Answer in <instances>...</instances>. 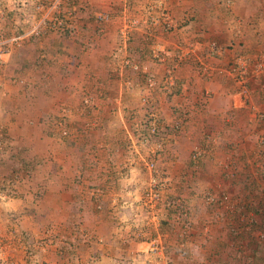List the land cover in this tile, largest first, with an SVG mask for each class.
<instances>
[{
    "label": "rangeland",
    "instance_id": "rangeland-1",
    "mask_svg": "<svg viewBox=\"0 0 264 264\" xmlns=\"http://www.w3.org/2000/svg\"><path fill=\"white\" fill-rule=\"evenodd\" d=\"M157 48L162 62L150 58ZM240 53H264V0H0V264H166L169 235L171 246L195 236L202 245L187 258L168 244L173 264H239L250 242L244 219L264 222L240 215L264 202V98L253 92L257 79L249 98L235 95L229 75ZM131 59L159 84L169 71L172 84L146 87L145 75L122 68ZM219 101L227 113L215 112ZM148 107L163 133L156 142L140 129ZM63 135L83 145L74 158ZM189 152L192 162L205 154L203 168L185 166ZM246 174L261 190L251 191L253 180L242 187ZM140 187L158 202L189 201L156 243L148 240L159 219L137 206Z\"/></svg>",
    "mask_w": 264,
    "mask_h": 264
},
{
    "label": "trees",
    "instance_id": "trees-1",
    "mask_svg": "<svg viewBox=\"0 0 264 264\" xmlns=\"http://www.w3.org/2000/svg\"><path fill=\"white\" fill-rule=\"evenodd\" d=\"M179 27H182V25L181 26H179ZM207 41V40H206ZM205 41V42H206ZM217 43L214 45V49H217ZM203 51L207 54L208 52L206 51V49H204L203 48ZM242 53H245V52H243V50L241 51ZM242 53H240L239 55H243L244 57H246L247 58V56L245 55V54H242ZM211 56H215V51H213L211 54H210ZM264 56V53H260V54H257L254 58H253V60H251L250 61V59H249V61H250V64H253V63H255V62H258V60H259V56ZM12 61H11V63H14V59H15V55H13L12 57ZM150 58L152 59V53H151V55H150ZM152 61H153V59H152ZM130 62V61H129ZM130 63H136V61L134 60V59H131V62ZM24 65V64H23ZM137 65V64H136ZM140 67V66H139ZM122 68L123 69H125L126 71H130L132 74H139V73H142L141 75H145V77H144V79L145 80H147V79H149L148 77L150 76L149 74H147V73H145V72H141V71H139V68H138V72H136V71H132V70H130L129 68H127L125 65L124 66H122ZM259 78H260V80L262 81V82H264V72L262 73V75H260L259 76ZM174 91L177 93L179 90L177 89V83H176V87L174 88ZM255 92H257V93H259L260 94V92L259 91H255ZM260 96L262 97V98H264V89H263V91H262V94H260ZM253 105V104H252ZM254 106V105H253ZM149 108V107H148ZM146 109H147V107H146ZM150 109H151V107L149 108V110H148V114H146L145 116H142V123H141V125H142V128H143V131L144 132H146V130H148L149 129V127H150V125H152L153 127H154V122H153V120H156V119H153V112H154V110L152 109L151 111H150ZM65 121V120H64ZM155 128V127H154ZM154 134H155V137L157 138L158 136H161L163 133L162 132H160L159 131V129L157 128V129H155V131H154ZM64 137H61V136H59V137H61V138H63L62 140L64 141V144L68 147V148H71L73 151L69 154L70 155V157L71 158H74L75 157V154H76V151H82L83 150V145L82 144H74V140H70V139H68L67 137H65L66 135H63ZM191 153L192 152H189V157H188V161L185 163V166L188 168V169H191L192 171H194V169H196V168H198L199 169V166H200V168L203 166V163H202V158L203 157H205V154L203 153V152H201V153H197V154H195V156L197 157L198 156V158H197V160H196V162H192V160L190 159V156H191ZM195 153V151H193V154ZM264 156V155H263ZM194 159V158H193ZM79 168V170H80V168H81V166H79V165H74L73 167H72V169L74 170V169H78ZM203 168V167H202ZM71 169V168H70ZM260 171H258L257 172V176H259L260 177V183H262L263 184V186H264V171L262 170V167H260ZM203 170V169H202ZM82 171V170H81ZM244 179H245V183H244V185L242 186V187H245L246 189H249L250 188V185H251V182H252V180H253V184H252V188H251V191H254V190H256V191H258V190H261V188L259 187V185H257L256 183H254L255 181H254V179H253V177H252V175H245L244 177H243ZM113 181V180H112ZM108 185H111L112 183H107ZM134 186H131V187H129V188H127L128 189V192H129V194H130V196H134L133 194V192L135 191V190H133L134 188H133ZM177 188V191L178 192H181L182 190L181 189H179L178 187H176ZM205 189H210L209 187H206ZM139 201L137 202V206H141L142 207V200H143V198H144V190H143V188L142 187H140L139 188ZM250 191V192H251ZM102 192V191H101ZM220 197H222V198H224L225 196L224 195H221ZM178 198H175L172 194H168V196L167 197H165L161 202H158V204H157V206H156V209H155V212L157 213V217H158V219H159V222H158V228L157 229H155V230H152V228H150L151 230V232H150V240H148L149 242H151V241H153L154 240V237L156 236V234H162L163 232H165V231H167L166 229L168 228V227H170L171 226V224H172V220H171V218H173V216L176 214V215H179V214H184V209L182 208V205H187L188 206V204H189V201H182L181 203L180 202H178V200H177ZM246 199L248 200L249 198L248 197H246ZM117 201V200H116ZM177 202V203H176ZM79 203H80V201H79ZM97 206H98V209H102V206H99L98 204H96ZM144 207V206H143ZM142 207V208H143ZM147 207H145V208H143L144 209V211L145 212H147V209H146ZM251 209V210H250ZM250 209L249 208H247L246 207V210L247 211H243V213H240V215H246V213H250V212H252V214L253 215H261L262 217H263V219H264V202H260L258 205H256L255 207H250ZM97 212H99V211H97L96 209L94 210V213H96L97 214ZM101 212V211H100ZM185 213H186V211H185ZM232 215H234V214H232ZM238 215H239V213H237V215H236V217H238ZM180 216V215H179ZM223 216H225V215H223ZM226 217H228V216H226ZM233 217V216H232ZM148 217H147V215H146V217L145 218H141V222H142V224H144V223H146L147 222V219ZM229 219H231V217H228ZM245 222H244V224L246 225V224H248L249 225V230L248 231H245L244 233V235H246L248 238H249V240H250V242H249V244H247V255H245L243 252H241V251H239V254H240V256H239V258H240V260H239V264H264V222H263V224H262V226H254L251 222H248V220H249V217H246L245 219ZM172 221V222H171ZM180 221L182 222V224L183 225H187L185 222H186V220L185 219H180ZM232 221V220H231ZM136 225V224H135ZM240 226H242L243 224H239ZM81 226V225H80ZM228 226V225H227ZM226 226V227H227ZM82 229H84L83 227H81ZM228 228H229V226L227 227V230H228ZM139 229V227L137 228L136 226L135 227H132L131 228V232H132V234L133 235H135L134 233L135 232H137V230ZM142 230H144L143 232V234H142V236L143 235H149V232H145V230H146V228L145 229H142ZM233 233V232H236V231H231V229H230V233ZM255 232H258L259 233V235H260V237L259 238H257V241H252V243H251V240L252 239H254L253 237H250L251 236V233L252 234H254ZM132 235V236H133ZM193 235V234H192ZM231 236H232V234H230ZM235 235V234H234ZM242 234H239V238H236L235 239V237L234 236H232V240L236 243V245H238V246H244L245 247V243H244V239H241L242 238ZM144 237V236H143ZM256 238V237H255ZM144 239H145V237H144ZM152 239V240H151ZM173 239V237L171 236V235H169V236H167V239H165V242H164V249L166 250V252H167V250H168V248H167V246H168V244H169V247L171 246L170 245V240H172ZM166 240L168 241L167 243H166ZM173 241V240H172ZM84 242V241H83ZM91 241L90 240H88V241H85V245L89 248V252H90V254H91V256H93V254H94V252H93V250H92V246L90 245L91 243H90ZM180 243H182L181 245H180ZM181 246H184L183 245V239L181 240V239H179L178 241H174V243H173V245L171 246V250L173 251V255H180V256H183V257H187V258H190L191 256H192V248L194 249V248H198V249H200V248H202V245L200 244V241H199V239H197L196 238V236H195V238H193V242H191L190 243V246H187V247H181ZM225 247L226 246H224V244H222L221 243V246L219 247L220 248V250L221 251H223L224 249H225ZM227 249V248H226ZM178 251V254H175L176 252ZM149 254H151L150 252H149ZM167 255V254H166ZM172 256V255H171ZM228 256L230 257V258H232L233 259V256H231L230 255V253L228 254ZM169 263L168 264H173L172 263V260H170V258H168V260H167ZM216 264H225L223 261H221L219 258H218V260H217V263Z\"/></svg>",
    "mask_w": 264,
    "mask_h": 264
},
{
    "label": "built area",
    "instance_id": "built-area-1",
    "mask_svg": "<svg viewBox=\"0 0 264 264\" xmlns=\"http://www.w3.org/2000/svg\"><path fill=\"white\" fill-rule=\"evenodd\" d=\"M123 7L126 11V7L125 6ZM93 19L97 23H102L106 19V15L105 14L97 15ZM33 32L34 30L32 31V33ZM129 32H130V29H127L126 27L125 29L123 28V30H120L118 34L121 38H123L124 40H127L128 39L127 36ZM214 48H215L214 44L212 43L211 48L209 50L210 54L215 50L216 52L218 51L217 49H214ZM184 50H185L184 53L187 55L189 51H187L186 47L184 48ZM159 51L160 50H158V48L156 50L151 51L152 59L155 60L156 62H162L164 60V58L159 57L160 56ZM179 54L183 56L182 51ZM124 65L132 71H136V72L138 71V66L132 65L131 63H129L128 60L123 62V66ZM263 72H264V56H259L258 62L250 64V61L248 58L244 57L243 55H238L236 56L235 60H233V63L231 64L229 77L235 83L236 85L235 87L240 89L238 94L243 96V92H245L246 96L245 97L243 96V97L244 99H247L248 92L247 90L245 89L242 90V89L250 80H256V79L260 80L259 76L262 75ZM166 77L167 78L163 80V83H161V85L167 82V84L170 86L172 84V77L169 71H167ZM146 83H147V87L150 89L157 85L155 84L153 80H147ZM126 85H129V82H126ZM262 89H264V83L262 85ZM254 114L259 118L261 117V114H259L258 111L255 109H254ZM155 185H156V182H154L153 180H150V188H154ZM157 200H158L157 193L151 190L149 193L144 194L142 204L143 206H146L147 208H154Z\"/></svg>",
    "mask_w": 264,
    "mask_h": 264
},
{
    "label": "clouds",
    "instance_id": "clouds-1",
    "mask_svg": "<svg viewBox=\"0 0 264 264\" xmlns=\"http://www.w3.org/2000/svg\"><path fill=\"white\" fill-rule=\"evenodd\" d=\"M148 80V79H147ZM146 80V81H147ZM154 82H155V84H157L156 86H154L153 88H151L152 90H154V89H158V91H160V89H161V84H159V83H157L155 80H153ZM126 82H128L127 80H126ZM126 82H125V84H126ZM251 83H256L255 82V80H250L245 86H244V89L245 90H247V92H248V96H247V98H249V93H250V86H249V84H251ZM259 83H261V84H259ZM263 83L264 82H262L261 80H258V85H257V88H256V84H252V86L253 87H255V90H253V92H255L256 90L257 91H259L260 92V94H261V92L263 91V89H262V85H263ZM131 84H130V82H129V85L128 86H130ZM146 85V87H147V83L145 84ZM235 92V95L239 92L237 89L234 91ZM85 103H87V102H85ZM259 114H261V117L259 118V117H257L258 119H262L263 118V114L262 113H260V112H258ZM140 129L143 131V128L142 127H140ZM154 131H155V128L152 126V125H150V127H149V129L148 130H146V134H147V136L149 137V138H151V139H153L155 142L157 141V138H155L154 136H155V134H154ZM214 197H216V196H214ZM208 199H210V202H209V204H216L218 201H217V199L216 198H211V197H208L207 198V200ZM159 200V199H158ZM158 200H157V202H158ZM179 202L182 200V199H177ZM203 200H206V195L204 196V198H203ZM156 202V203H157ZM142 203H143V200H142ZM141 203V204H142ZM142 206H143V204H142ZM144 207H146V206H144ZM155 209H156V204H155V206H154V208H150V210L151 211H155ZM156 235H159L160 236V238L162 237V235H160V234H156ZM164 239V238H163ZM155 241H159L158 239H157V237H155L154 238V241L153 242H155ZM164 242H165V240H164ZM164 242L162 243V247H163V245H164ZM156 243V242H155ZM163 252V254H164V256H166L167 257V260H168V256L166 255V251H162ZM151 253V252H150ZM154 252H152L151 254H153ZM169 262L167 261V263L166 264H168Z\"/></svg>",
    "mask_w": 264,
    "mask_h": 264
},
{
    "label": "crops",
    "instance_id": "crops-1",
    "mask_svg": "<svg viewBox=\"0 0 264 264\" xmlns=\"http://www.w3.org/2000/svg\"><path fill=\"white\" fill-rule=\"evenodd\" d=\"M239 99V98H238ZM217 100H214V102H216ZM228 108H229V106H227ZM236 107V106H235ZM260 107H264V104H262ZM225 108H226V105H225V103H224V101H219V104L218 105H216V106H213V109L215 110V112L217 113V112H224V113H227L226 112V110H225ZM237 108V107H236ZM257 111L258 112H261L260 111V109H257ZM214 112V113H215ZM221 115H222V117L225 119H227V120H225V121H228V118L226 117V114H222V113H220ZM219 115V114H218ZM209 128H211L213 131H217V130H214L215 128L216 129H218L219 128V126L217 127V126H215V128H212V126L209 124ZM249 128H251L250 126H245V128H243L242 127V130L245 132V131H249ZM210 129V130H211ZM209 130V129H208ZM253 131V130H252ZM211 132V131H210ZM219 136V135H218Z\"/></svg>",
    "mask_w": 264,
    "mask_h": 264
}]
</instances>
